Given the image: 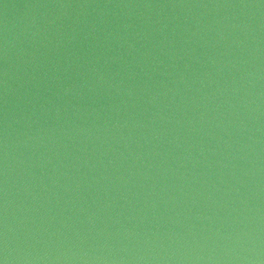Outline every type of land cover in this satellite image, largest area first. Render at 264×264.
I'll return each instance as SVG.
<instances>
[{
  "label": "water",
  "instance_id": "95a60500",
  "mask_svg": "<svg viewBox=\"0 0 264 264\" xmlns=\"http://www.w3.org/2000/svg\"><path fill=\"white\" fill-rule=\"evenodd\" d=\"M264 264V0H0V259Z\"/></svg>",
  "mask_w": 264,
  "mask_h": 264
},
{
  "label": "clouds",
  "instance_id": "9594fccd",
  "mask_svg": "<svg viewBox=\"0 0 264 264\" xmlns=\"http://www.w3.org/2000/svg\"><path fill=\"white\" fill-rule=\"evenodd\" d=\"M0 264H7V258L0 259Z\"/></svg>",
  "mask_w": 264,
  "mask_h": 264
}]
</instances>
